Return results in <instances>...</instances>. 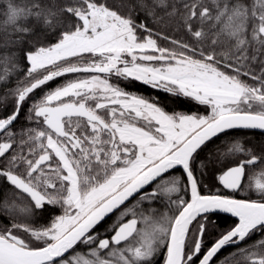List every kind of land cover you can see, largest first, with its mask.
Segmentation results:
<instances>
[{
	"label": "snow or ice",
	"instance_id": "6c2138e0",
	"mask_svg": "<svg viewBox=\"0 0 264 264\" xmlns=\"http://www.w3.org/2000/svg\"><path fill=\"white\" fill-rule=\"evenodd\" d=\"M0 86V264H264V0H2Z\"/></svg>",
	"mask_w": 264,
	"mask_h": 264
},
{
	"label": "trees",
	"instance_id": "16d2710c",
	"mask_svg": "<svg viewBox=\"0 0 264 264\" xmlns=\"http://www.w3.org/2000/svg\"><path fill=\"white\" fill-rule=\"evenodd\" d=\"M0 3H2V0H0ZM63 82L62 80H59L57 83ZM16 80L13 79L12 84H15ZM126 85V90L133 92L137 95H143L145 97H156V91L151 89L150 87L144 86L139 82H133V81H125L121 83V86L124 87ZM55 86V85H53ZM7 89L0 86V93L3 91H6ZM161 101L166 106V110L169 112H177V113H184V114H205L203 106L198 105L195 101H192L188 98L184 97H172V96H166L165 94L161 93ZM23 120V117H21ZM234 136L239 138L241 141H244L246 144L249 143H257L264 141V133L257 132L254 130H245V129H237L234 132ZM220 141H217L216 144H210L207 149H205V153L202 155H207L209 152H213L216 148V145L219 144ZM176 177H181L180 172L174 173ZM201 182L205 186V191L211 189L213 191H216L219 189L218 181H216L213 177V171L210 169L206 175L201 177ZM181 183L183 184V179H181ZM163 211L164 209H160ZM210 223L208 224V233L206 235V240L210 244L213 240L217 238V236L230 228L235 219L223 214H215L210 216ZM43 222V221H41ZM6 223V221H4ZM233 251V249L226 250L223 255H227L229 252Z\"/></svg>",
	"mask_w": 264,
	"mask_h": 264
},
{
	"label": "flooded vegetation",
	"instance_id": "af4514ba",
	"mask_svg": "<svg viewBox=\"0 0 264 264\" xmlns=\"http://www.w3.org/2000/svg\"><path fill=\"white\" fill-rule=\"evenodd\" d=\"M219 191H221L223 194H231L228 190L223 189V188L220 187V186H219ZM235 195H237L238 198H239V197H246V196L249 195V193H247V192H240V193L235 194ZM253 198H256L255 195H253ZM226 216H227V215H226ZM257 238H259V237H257ZM249 243H251V241H250ZM229 249H230V248H229ZM226 250H228V249H226ZM226 250H225V251H226Z\"/></svg>",
	"mask_w": 264,
	"mask_h": 264
},
{
	"label": "water",
	"instance_id": "95a60500",
	"mask_svg": "<svg viewBox=\"0 0 264 264\" xmlns=\"http://www.w3.org/2000/svg\"><path fill=\"white\" fill-rule=\"evenodd\" d=\"M254 131L264 133V130H254ZM228 191H229V190H228ZM216 214H223V215H227V216H229V217H232L230 214H225V213H216ZM232 218H234V217H232ZM234 219H235V218H234Z\"/></svg>",
	"mask_w": 264,
	"mask_h": 264
}]
</instances>
